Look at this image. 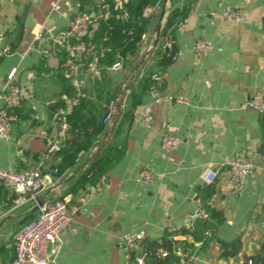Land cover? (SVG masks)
Here are the masks:
<instances>
[{"label": "crops", "instance_id": "obj_1", "mask_svg": "<svg viewBox=\"0 0 264 264\" xmlns=\"http://www.w3.org/2000/svg\"><path fill=\"white\" fill-rule=\"evenodd\" d=\"M166 2L158 48L134 78L111 138L119 156L105 173L106 184L98 192L88 187L82 196L65 195L69 184L57 187L86 163L95 146L81 156L77 167L57 177L56 185L41 194L47 202L69 196L76 210L55 264H129L122 247L125 235L134 233L154 242L173 229L192 230L197 200L202 201L209 190L213 195L207 206L220 213L223 221L217 225L212 219L216 228L206 237V247L186 235L174 236L179 247L185 246L186 254L193 257L192 264H243L247 257L264 255V116L248 107L253 97L264 94V0H164L163 6ZM104 5L105 0H0V48L10 46L15 53L0 59V97L13 67L19 68L16 82L23 89L22 103L15 110L18 119L0 141L1 168L43 173L60 168V155L47 151L56 133V109L70 98V81L62 67L67 52L52 40L66 35L79 11H100ZM227 7L240 14L238 24L211 19L212 12ZM162 8L155 14L149 41L130 57V65L124 62L123 69L107 71L103 78L97 59L85 61L84 98L89 110H101L108 98L117 102L127 78L154 43ZM171 11L176 13L174 23L163 36ZM98 28L93 27L92 37ZM37 34L41 40H36ZM199 40L211 41L215 50L197 56L194 48ZM46 48L54 49L52 55L44 54ZM167 50L173 52V61L163 70L157 60ZM157 75L161 94L184 98L187 104L157 103L149 95L130 108L129 96L140 78L151 76L153 80ZM145 105L152 111L150 127L143 122ZM106 127L104 122L103 133ZM166 135L182 141L168 154L161 147ZM238 154L250 161L253 173L244 193L235 196L226 165ZM143 168L153 172L148 184L139 180ZM211 170H218L219 175L208 185L205 177ZM17 198L0 184V222L13 217L0 229L2 259L9 263L16 257V233L39 215L38 210L27 219L16 218L33 204L16 208ZM235 241L241 244L239 255L223 258Z\"/></svg>", "mask_w": 264, "mask_h": 264}, {"label": "built area", "instance_id": "obj_2", "mask_svg": "<svg viewBox=\"0 0 264 264\" xmlns=\"http://www.w3.org/2000/svg\"><path fill=\"white\" fill-rule=\"evenodd\" d=\"M59 9V7L57 8ZM153 13V9L147 10L144 14L148 18ZM213 21H228L232 24H238L241 21L240 14L232 7H227L224 11L212 12ZM109 14L103 11L81 10L70 21L67 33L62 38H54V46L59 47L67 52V59L63 63V69L71 79L72 86L75 89L73 97L64 100V103L57 107L54 115L56 133L51 141L47 153L57 155L64 148L66 142L70 139L71 125L70 116L74 109L79 106L84 95L86 85L85 61L95 58L97 47L91 40H85L91 36L94 26L102 21H106ZM41 34L36 35V40H41ZM149 41L148 34L142 36L141 43ZM195 53L197 56L204 57L215 50L214 44L208 40H199L195 44ZM54 49H44L46 56L52 55ZM15 55L10 46L0 48V59ZM124 68V59L118 56L117 62L108 69V71H120ZM19 72L18 67H13L6 79L4 92L0 97V141L3 140L13 129L17 116L15 110L20 107L23 98V89L17 84L16 79ZM153 81H160V77L153 76ZM150 97L157 103L161 101H170L177 104H187V100L175 95H163L156 86L151 87ZM116 102L109 104V110L105 116V125H109L112 119ZM248 107L255 111L259 116H264V94H258L248 102ZM143 122L147 127L152 123L151 107L145 105L142 107ZM181 140L177 137L166 135L162 140V150L165 153H172L176 150ZM229 170L232 193L240 196L244 193L247 182L253 173V165L242 154L234 156L226 165ZM59 168L43 173L40 170H27L15 172L5 170L0 166V184L11 194L18 195L14 201L15 207L20 208L28 203H34L36 198L49 188L56 185ZM219 175L218 170H211L207 173L205 181L208 185L213 184ZM139 180L145 184L153 180V172L148 168H143L139 173ZM107 178L103 175L94 188L98 192L106 184ZM198 209L193 216V223L199 219L207 218V212L203 207L200 199L197 200ZM76 210L71 205L69 196L62 197L53 202L45 201L44 205L39 208V215L36 219L27 222L15 235L14 247L16 257L9 264H55L61 255L63 248V238L70 228ZM194 225L190 227L193 229ZM176 231V229H173ZM206 236H211V231L206 232ZM143 238L134 233L127 234L123 238L122 247L126 254V259L130 264L132 254L141 253ZM179 258L178 264H192L193 257L183 253L181 250L176 251ZM144 254L135 258L136 264H146ZM166 256V253H163ZM2 264V263H0ZM251 264V263H250Z\"/></svg>", "mask_w": 264, "mask_h": 264}, {"label": "trees", "instance_id": "obj_3", "mask_svg": "<svg viewBox=\"0 0 264 264\" xmlns=\"http://www.w3.org/2000/svg\"><path fill=\"white\" fill-rule=\"evenodd\" d=\"M163 1L164 0H105V5L101 8V11L108 13L109 18L97 24L99 25L96 32L97 35L94 34L93 37L88 36L85 38V40H91L97 47V54L93 59L98 60L97 67L103 75V78H106L108 69L117 62L118 56L123 57L125 64H131L130 57L136 55L139 46L142 44V36L144 34H148L149 36L154 19L157 16L155 14L160 12ZM147 8H152L153 13L148 18H145L144 14ZM175 15L176 13L174 11L170 12L166 26L162 32L163 36L166 35L168 29L173 26ZM172 61L173 52L167 50L162 58L157 60V65L164 70ZM68 79L71 84V79ZM69 85V97H73L76 92L74 87ZM153 86L157 87L156 82L152 80L151 76L141 77L136 88H134L129 96L130 108H136L138 105L142 104L144 98L149 96L150 89ZM112 100L113 99L108 98L101 110L98 108L89 110V102L85 98L81 99L79 106L74 109L70 116V139L59 153L62 164L58 171V177L64 176L68 171L77 167L81 156L84 153H89L97 146L99 138L104 131V119L109 110L107 105ZM63 103L64 102L60 105ZM262 120L264 142V117ZM112 140L113 139H111L101 153L92 160L89 166L69 183L65 195L82 196L88 192V187H96L100 178L105 175L119 156L112 146ZM212 195L213 191L209 190L207 191V196L202 198L203 207L207 212V218L197 220L192 230L180 229L167 233L161 241L150 242L143 240L141 253L134 252L130 264H136L135 258L140 254L147 255L151 259L147 264H178L179 258L176 255V251L181 247H179V243L174 240L176 234L191 237L195 242H206V232L213 231V229L215 230L216 228L212 219L213 221L215 219L217 220V225H220L223 221L220 213L216 214L214 213L215 211H210L207 206V201ZM204 247H206L205 243ZM240 248V241L233 242L223 255V258L229 259L238 256ZM181 249V251L186 254L187 248L184 246ZM0 253L2 264H9V262H4L2 259L3 253L1 247ZM163 253H166V256H163ZM12 261H10V263ZM250 263L264 264V255L262 257L254 256L244 259L243 264Z\"/></svg>", "mask_w": 264, "mask_h": 264}, {"label": "water", "instance_id": "obj_4", "mask_svg": "<svg viewBox=\"0 0 264 264\" xmlns=\"http://www.w3.org/2000/svg\"><path fill=\"white\" fill-rule=\"evenodd\" d=\"M166 8H167V2L164 4L162 11H161L160 23L158 24L156 31H155L154 43H153L151 49L149 50V52L147 53V55L145 56L143 62L140 65L136 66V68L131 72V74L127 78V81L125 82L124 87L120 93V96L116 102L111 122L109 123V125H107L106 130L103 133L100 141L98 142L94 152L92 153L91 157L86 161L85 164L78 166L70 175L64 177L60 181V183L57 185L58 188L66 186L72 180H74L77 177V175L79 173H81L83 170H85L88 167V165L92 162V160L94 158H96L101 153V151L104 149V147L110 142V140H111L112 136L114 135V133L117 129V126L119 124L120 117L122 114V110L124 107L125 99L129 93V91L131 90V88L134 87L133 86L134 78L137 76L141 66L145 63L146 60L150 59L153 56V54L155 53V51L158 48L160 37H161V23H162L161 21L163 20V17L165 15ZM45 201L46 200L42 195L38 196L36 198L35 202L25 212H23L21 215H19L16 218H18V219L29 218L30 216L35 214L41 206L44 205ZM10 218H13V217L9 216L0 222V229L3 227L4 223L7 220H9ZM150 261H151V259L148 256H145V263L147 264Z\"/></svg>", "mask_w": 264, "mask_h": 264}]
</instances>
